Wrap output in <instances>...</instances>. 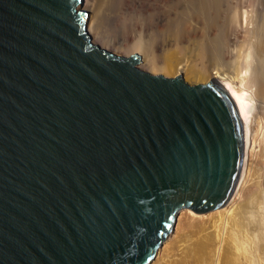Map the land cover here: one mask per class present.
<instances>
[{
  "label": "water",
  "instance_id": "1",
  "mask_svg": "<svg viewBox=\"0 0 264 264\" xmlns=\"http://www.w3.org/2000/svg\"><path fill=\"white\" fill-rule=\"evenodd\" d=\"M80 1L0 0V264H146L235 186L225 90L92 42Z\"/></svg>",
  "mask_w": 264,
  "mask_h": 264
},
{
  "label": "bare ground",
  "instance_id": "2",
  "mask_svg": "<svg viewBox=\"0 0 264 264\" xmlns=\"http://www.w3.org/2000/svg\"><path fill=\"white\" fill-rule=\"evenodd\" d=\"M102 48L139 53V68L217 82L242 130L235 186L221 206L181 208L146 264H264V0H81Z\"/></svg>",
  "mask_w": 264,
  "mask_h": 264
},
{
  "label": "rangeland",
  "instance_id": "3",
  "mask_svg": "<svg viewBox=\"0 0 264 264\" xmlns=\"http://www.w3.org/2000/svg\"><path fill=\"white\" fill-rule=\"evenodd\" d=\"M108 50H110V51H112V52H114L113 50H111V49H109V48H107ZM114 53H116V54H119V55H125V52H117V51H115ZM138 66H139V64H138Z\"/></svg>",
  "mask_w": 264,
  "mask_h": 264
}]
</instances>
